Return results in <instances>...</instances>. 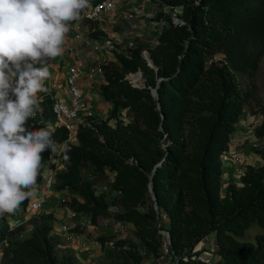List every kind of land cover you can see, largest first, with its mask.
Instances as JSON below:
<instances>
[{"label":"trees","instance_id":"16d2710c","mask_svg":"<svg viewBox=\"0 0 264 264\" xmlns=\"http://www.w3.org/2000/svg\"><path fill=\"white\" fill-rule=\"evenodd\" d=\"M153 3L156 22L164 23L155 41L113 48V59L99 65L98 91L110 104L108 117L87 116L67 141L68 130L55 124L52 99H39L42 111L26 128L54 130L58 150L41 154L34 188L58 152L63 169L55 174L52 189L66 196L69 210L85 214L92 225L108 217L130 224L134 239L97 237L108 249L106 260L96 264L156 261L165 250L172 264H208L203 259L206 249L196 247L210 236L211 264H264V145L252 146L261 164L247 165L238 183L227 182L223 195L221 159L253 98L254 76L264 57V0ZM172 10L182 22L172 21ZM98 31L94 34H104ZM143 50L154 66L143 58ZM137 71L144 86L132 85L143 84ZM158 78L155 99L151 88ZM123 111L127 121L121 118ZM259 111L264 115V103ZM252 135L264 142V118L252 125ZM66 146L71 148L70 165L63 160ZM101 177L109 180L99 189L96 181ZM28 202L0 218V264H77L74 253L60 247L52 211L14 225ZM253 224L261 230L253 239H243ZM160 229L168 231L169 243Z\"/></svg>","mask_w":264,"mask_h":264},{"label":"clouds","instance_id":"9594fccd","mask_svg":"<svg viewBox=\"0 0 264 264\" xmlns=\"http://www.w3.org/2000/svg\"><path fill=\"white\" fill-rule=\"evenodd\" d=\"M87 7L89 0H0V218L35 194L41 154L58 150L54 130L26 123L42 111L47 63L63 54L69 23ZM70 152L62 150L66 165Z\"/></svg>","mask_w":264,"mask_h":264},{"label":"crops","instance_id":"0c3cea01","mask_svg":"<svg viewBox=\"0 0 264 264\" xmlns=\"http://www.w3.org/2000/svg\"><path fill=\"white\" fill-rule=\"evenodd\" d=\"M157 10V6L153 2H147L146 0H114L113 8L107 15V21L103 25H96L97 30H94L93 26L82 15L79 20L70 22L69 31L66 33L65 41L62 45L63 54L50 60L46 65L50 73L49 78L43 82L47 93H38V99L50 97L53 102L56 100H65L67 98V86L65 83L67 68L79 63L82 74L78 82L86 105L82 116L90 115L96 118L101 116V118L108 117L110 114V104L102 98L98 91L100 75L95 79H89L87 70L94 65H100L102 62L112 60L113 55L111 51L113 48L119 50L126 46L139 43L141 39L137 40L135 39L137 37L134 36V30L136 29L141 33H150L151 39L149 41H155L158 34H155L152 28L156 23L155 14ZM98 30L103 31L104 34H94L99 33ZM106 37L112 38L114 43L110 46L100 45L99 43L101 42L99 41ZM122 114L125 116L124 120L127 121L129 117L126 111H123ZM245 118L247 120V117ZM234 160L233 158L232 160L230 158L227 159L226 162L228 163L225 164L226 169L230 170L233 164L237 162ZM46 165V172L53 166H56L59 171L63 169V166L60 164L58 152L51 155ZM39 186L40 184L33 189L34 193ZM49 195L50 192L47 193V199L43 208L45 211L54 212L55 208L48 198ZM56 218L57 224H59L56 233H62L64 237L68 233L73 235V231L63 232V227L72 226L68 221H64L66 218L67 220H71L68 213L67 216L63 212L60 214L56 213ZM76 238L73 235L74 240H72L76 241Z\"/></svg>","mask_w":264,"mask_h":264},{"label":"rangeland","instance_id":"374dc122","mask_svg":"<svg viewBox=\"0 0 264 264\" xmlns=\"http://www.w3.org/2000/svg\"><path fill=\"white\" fill-rule=\"evenodd\" d=\"M134 33H135L134 36L137 37L135 39L137 40L141 39L142 41H144L142 42L140 40V43L142 44L154 42L152 40L149 41V39H151L150 33H147V34L141 33L139 32L138 29L134 30ZM137 33H141V34H137ZM143 53H144V50L142 51V54ZM244 80L246 81V78H244ZM254 81H255V88H254L253 98L250 103L251 105L247 107L246 112L243 113V115L240 117V120H239L240 122L236 126V129L232 133L230 140L228 142V149L221 156V159L223 161L222 195L224 193L225 187L227 186V182L229 180L238 183L239 175L243 172V170L246 168L247 165L251 164L254 167H257L261 164L260 157L252 148L253 144L258 143L255 140H253L254 137L252 135V125L254 124V121L255 123H258L264 118V115L259 111V104L264 103V57L260 61L259 67L254 76ZM252 109H255L256 113H253ZM124 114H121L122 119H125ZM101 117H98V118L102 119ZM245 117H247V120ZM86 118H87L86 115H83V116L81 115L78 119L79 123L84 121ZM114 121L115 120L112 119L110 123H113ZM262 142L263 141L260 142L261 146L264 145V142L263 143ZM236 152H238V154H236ZM229 158L230 160H232L233 158L235 159L234 161L238 162V163L236 162L235 164H233L230 170L226 169L225 167V164L228 163L226 161ZM108 180L109 179L107 177L98 178L96 181L97 187L99 189L105 187V185L108 183ZM49 192H50V195L48 196V198L50 199L51 203L53 204V207L55 208L54 212L52 211L54 215L56 216V213L60 214L61 212H63V213H66V216H67V213H68L71 220L70 219L67 220L68 218L67 217L66 219H64V221H68L69 224L71 223L72 224L71 228L78 227L77 232L75 230L73 231V235L77 237L76 241H73L74 239L68 240L66 238V235L64 237L62 233L61 234L56 233V229L59 228L58 227L59 224H57V221L54 224V233L59 236V243H60L61 249L68 250L74 253L77 264H96L99 261L106 260V252H107L108 247L102 248L100 246V243L96 240L97 237L101 235L113 234V235L121 236V237H130L133 239L135 238L130 224L126 222H118L112 219L111 217L99 218L96 225H92L89 222V218L86 215H84L83 217L72 218L70 216L71 211L67 207V204H65V201L67 200L66 196H64L62 193H58L57 191L53 189H51ZM43 211H45L44 208H42L38 213L40 214ZM38 213H32V214L36 215ZM22 216L23 217L19 219V222H20L19 224L23 222L28 223L27 221L30 219L29 217H31L32 215L29 217H26L25 215H22ZM260 230H261L260 227H258L256 224H253L252 227L248 231H246V233L243 235L242 238L243 239H253L255 232L256 231L259 232ZM26 233L27 231H23L22 233H20V236L26 235ZM81 239H82V242H81ZM212 239L210 237L206 238L202 242V245H200L197 248V250L201 247H204L205 249H207V247H209L212 244ZM106 243L107 245H111L112 241L109 240ZM141 264H172V261L170 257L167 256L166 251H164L163 256L157 259L156 261H152L151 259H144Z\"/></svg>","mask_w":264,"mask_h":264},{"label":"built area","instance_id":"2783aa9c","mask_svg":"<svg viewBox=\"0 0 264 264\" xmlns=\"http://www.w3.org/2000/svg\"><path fill=\"white\" fill-rule=\"evenodd\" d=\"M147 2H153V0H146ZM158 1V0H154ZM114 0H89V7L83 9L81 11L82 17L91 21L95 25H103L107 21V15L113 8ZM170 12V11H169ZM171 19L173 22H182L181 18L178 17L175 10H172L170 13ZM164 26V23L161 21H157L153 25V32L159 34ZM79 28V26H77ZM95 30V27H93ZM99 42L100 45L110 46L114 43L112 38H102ZM144 52H147L144 50ZM81 65L79 63L73 64L67 68L65 83L67 86V98L65 100H56L52 104V113L55 117V124L58 126H63L68 130V139L70 141L73 139L77 126L78 119L83 114L84 109L86 107L85 101L83 99V95L81 92V88L79 86V78L81 77ZM101 73V69L99 65H94L87 70V76L89 79L97 78ZM254 140V139H253ZM256 141V140H255ZM258 143L253 144V146L262 147L259 141ZM263 143V142H262ZM58 168L53 166L49 171L45 173L44 179L40 186L36 188L35 194L29 198L28 208L25 211V216L29 217L33 215L32 213H38L44 206L47 198V193L52 189L54 176L58 172ZM85 214H77L74 211L70 212V216L72 218L83 217ZM23 217V216H22ZM21 217L14 220V225H18L19 219ZM161 220L166 223L165 216H161ZM18 222V223H17ZM71 226L63 227V232L67 233L71 231ZM160 233L163 235L164 239L167 243L169 240V233L166 229H160ZM66 238L68 240L73 239L72 234H67ZM212 239V237L210 236ZM205 240V239H204ZM203 240V241H204ZM202 241V242H203ZM202 242L200 245H202ZM198 247H196L197 249ZM200 249V248H199ZM214 250L213 245L211 244L207 247L206 251L203 254V259L206 263L211 264L213 262L212 252ZM166 251V250H165ZM167 253V251H166Z\"/></svg>","mask_w":264,"mask_h":264},{"label":"water","instance_id":"95a60500","mask_svg":"<svg viewBox=\"0 0 264 264\" xmlns=\"http://www.w3.org/2000/svg\"><path fill=\"white\" fill-rule=\"evenodd\" d=\"M142 55H143V58H145V59L147 60V62H148L149 65L154 66V65H153V62H152V60H151V58H150V56H149V54H148V52H144ZM137 72H139V73L141 74V76H142V72H141V71H137ZM142 77H143V76H142ZM126 78L128 79V77H126ZM143 80H144V78H143ZM160 80H161V78H158V79H157V84H156V86H155L154 88H151V94H152V96H153L155 99H158L157 88H158V84H159V81H160ZM130 82H131V81H130ZM132 85H133V86L140 87V86H144V82H143L142 85H135V84H133V83H132ZM157 105H158V104H157ZM158 108H160L159 105H158ZM154 170H155V168L153 169L152 172H154ZM152 174H153V173H152ZM151 177H152V175H151ZM148 187H149V191H150V193H151L152 198L155 200V195H154L153 190H152V183H151V181L149 182ZM154 206H155V208H157V203H156V201L154 202Z\"/></svg>","mask_w":264,"mask_h":264},{"label":"bare ground","instance_id":"6f19581e","mask_svg":"<svg viewBox=\"0 0 264 264\" xmlns=\"http://www.w3.org/2000/svg\"><path fill=\"white\" fill-rule=\"evenodd\" d=\"M138 73V72H137ZM131 76V75H130ZM130 76H128V79L130 80ZM142 77V76H141ZM143 78V77H142ZM132 83V82H131Z\"/></svg>","mask_w":264,"mask_h":264}]
</instances>
